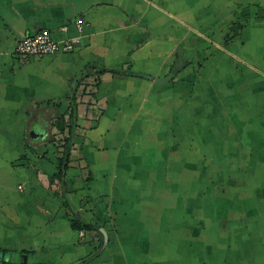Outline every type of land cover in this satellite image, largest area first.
Returning a JSON list of instances; mask_svg holds the SVG:
<instances>
[{"label": "crops", "instance_id": "1", "mask_svg": "<svg viewBox=\"0 0 264 264\" xmlns=\"http://www.w3.org/2000/svg\"><path fill=\"white\" fill-rule=\"evenodd\" d=\"M0 258L264 264V0H0Z\"/></svg>", "mask_w": 264, "mask_h": 264}, {"label": "built area", "instance_id": "2", "mask_svg": "<svg viewBox=\"0 0 264 264\" xmlns=\"http://www.w3.org/2000/svg\"><path fill=\"white\" fill-rule=\"evenodd\" d=\"M83 20L80 19L77 24L80 26ZM64 29H67L64 27ZM74 50L72 40H57L48 30H41L34 34L25 36L17 43L15 54L22 60H28L31 57H43L62 52H71ZM0 264H30L27 262H16L0 258Z\"/></svg>", "mask_w": 264, "mask_h": 264}, {"label": "trees", "instance_id": "3", "mask_svg": "<svg viewBox=\"0 0 264 264\" xmlns=\"http://www.w3.org/2000/svg\"><path fill=\"white\" fill-rule=\"evenodd\" d=\"M100 73H103L106 71L104 68H99L98 69ZM90 72L87 73L89 75ZM74 100V98H73ZM66 113L65 112H60L58 114V117L56 118L55 121V126L58 130L59 133H64L65 130L68 128L69 129V135L68 137H65L62 139V146H63V155L61 157L60 161V166H59V172L57 175L63 176V172L66 171L67 166L69 164L70 160V155H71V145H72V138L74 135V113L72 112L70 115V121H67L65 118ZM73 226L76 229H91L93 226L90 224H85L81 221L73 220Z\"/></svg>", "mask_w": 264, "mask_h": 264}, {"label": "water", "instance_id": "4", "mask_svg": "<svg viewBox=\"0 0 264 264\" xmlns=\"http://www.w3.org/2000/svg\"><path fill=\"white\" fill-rule=\"evenodd\" d=\"M187 63L188 62L186 58L184 57V54L178 51V59L176 60L169 74L164 77L154 78V76L152 75L142 73V72H137V71H133L131 72V74L134 76H140V77L147 78L150 80H155L158 84L163 85L171 81L179 72H181L187 66Z\"/></svg>", "mask_w": 264, "mask_h": 264}]
</instances>
